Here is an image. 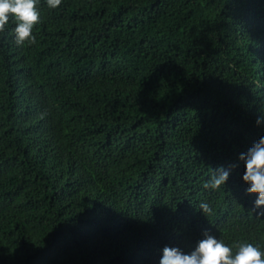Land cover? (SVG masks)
<instances>
[{"label": "trees", "instance_id": "1", "mask_svg": "<svg viewBox=\"0 0 264 264\" xmlns=\"http://www.w3.org/2000/svg\"><path fill=\"white\" fill-rule=\"evenodd\" d=\"M39 7L34 43L0 31V264H158L204 229L264 246L239 160L264 135V0Z\"/></svg>", "mask_w": 264, "mask_h": 264}, {"label": "clouds", "instance_id": "2", "mask_svg": "<svg viewBox=\"0 0 264 264\" xmlns=\"http://www.w3.org/2000/svg\"><path fill=\"white\" fill-rule=\"evenodd\" d=\"M41 0H0V31L8 22L14 23L13 40L16 45L31 44L36 40L34 27L40 22ZM49 9H57L63 0H44ZM257 125L264 124V110L257 116ZM243 161L242 179L247 184L248 194H257L252 210L264 215V135H261L244 152L239 153ZM231 167L220 165L205 182V188L218 189L227 185ZM199 210L207 217L212 211L209 203L200 202ZM158 264H264V246L250 240L226 242L224 239L204 229L203 235L194 246L185 251L179 246L164 245Z\"/></svg>", "mask_w": 264, "mask_h": 264}]
</instances>
